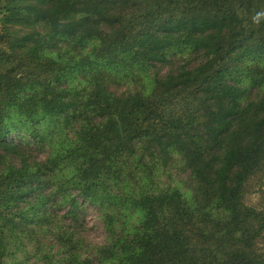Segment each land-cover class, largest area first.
Wrapping results in <instances>:
<instances>
[{"label": "trees", "instance_id": "16d2710c", "mask_svg": "<svg viewBox=\"0 0 264 264\" xmlns=\"http://www.w3.org/2000/svg\"><path fill=\"white\" fill-rule=\"evenodd\" d=\"M0 9V264H264V0Z\"/></svg>", "mask_w": 264, "mask_h": 264}, {"label": "rangeland", "instance_id": "374dc122", "mask_svg": "<svg viewBox=\"0 0 264 264\" xmlns=\"http://www.w3.org/2000/svg\"><path fill=\"white\" fill-rule=\"evenodd\" d=\"M160 67H162L161 68L162 74L167 72L169 69V67L167 66L166 67L159 66L156 69H159ZM252 184L253 186H251V189L247 194L246 202L252 206H260L259 204H260L261 193L259 190V184L257 183V179H253ZM84 236L93 243H102L105 238L103 224L101 223L98 217V213L92 207L89 208L87 214ZM260 247H264V239L260 242Z\"/></svg>", "mask_w": 264, "mask_h": 264}]
</instances>
